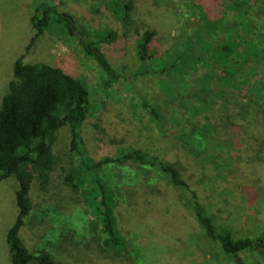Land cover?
Wrapping results in <instances>:
<instances>
[{
  "label": "rangeland",
  "instance_id": "rangeland-1",
  "mask_svg": "<svg viewBox=\"0 0 264 264\" xmlns=\"http://www.w3.org/2000/svg\"><path fill=\"white\" fill-rule=\"evenodd\" d=\"M39 1L0 0V95L11 76L14 59L21 54L25 63L45 62L62 68L89 91L90 109L78 128L79 148L86 162L124 148L157 154L175 165L195 189L218 231L229 232L233 238L248 237L258 244L257 239L264 237V102L263 109L240 107L239 97L223 85L221 71L215 68L211 74L210 67L202 66L203 53L195 49L194 40L189 53L192 63L182 67L183 77L176 78V73L170 77L179 91L173 90L175 101L168 102L164 100L166 91L159 88L156 79L167 76L145 74V59L140 60L136 54V42L145 30L153 32L149 52L158 57L175 46H169L174 37H185L194 25L198 26L195 21L187 27L179 15L188 0H132L126 24L117 14L129 0H63L59 10L72 18V33L52 24L25 51L33 33L30 17ZM198 1L204 6L214 4L208 7L213 18L223 17L227 26L239 28V15L224 11L228 0ZM260 2L264 5V0ZM185 13L192 17L189 8ZM254 17L256 23H264V10ZM110 30L113 38L102 40ZM203 35L211 41L223 38L219 31ZM87 42L95 44L120 72L121 78L112 87L101 85L104 74L94 55L87 51ZM170 56L166 54L167 60ZM261 66L257 65L255 78L263 76ZM206 79L211 81L215 98L205 112L215 114L219 120L224 114L225 124L237 123L243 108L255 114L244 121L247 139L230 151L229 157L216 155L214 162L206 161L199 151L201 146L197 144L196 149L190 141L195 156V162H190L182 150L184 143H177L172 136L180 128L196 132V127L191 125L189 111L177 104L182 99L187 100V107L198 104ZM252 81L253 77H248V82ZM220 84L226 89L222 96L217 95ZM246 84L242 82L243 87L235 94L250 93ZM260 96L264 100V91ZM145 99L155 106L160 120H152L145 111ZM201 113L194 115L198 124L204 121ZM69 142L70 125L65 124L56 131L52 144L57 164L48 185L41 188L35 181L31 185L33 207L19 229L20 239L30 253L45 251L61 264H264L258 245L235 256L225 253L197 222L187 191L163 187L167 182L155 169L135 162L104 165L99 171L108 183L116 228L124 239L123 249H108L102 243L100 218L88 205L82 189L75 190L64 182L66 172L62 169L67 171L71 164L79 163ZM159 181L165 183L161 191ZM91 184L89 180L85 187ZM16 188L14 176L0 180V264H12L5 233L17 213ZM30 264L36 263L32 260Z\"/></svg>",
  "mask_w": 264,
  "mask_h": 264
},
{
  "label": "trees",
  "instance_id": "trees-1",
  "mask_svg": "<svg viewBox=\"0 0 264 264\" xmlns=\"http://www.w3.org/2000/svg\"><path fill=\"white\" fill-rule=\"evenodd\" d=\"M62 3L63 0H40L34 5L33 14L30 17L33 33L25 51L30 48L42 30L52 24H57L72 33L74 29L72 18L59 10ZM132 5V0H129L123 5V10L117 14L124 24L129 21L128 13ZM213 5L204 6L198 0H188L179 15L184 19L187 27L188 24L190 27L193 26L195 21L198 26L194 25L191 33L186 32L185 37H174L169 46H175L166 49L158 57L149 52L153 32L145 30L136 42L138 58L145 59L144 73H165L167 79L159 75L160 77L156 78L157 84L163 92L169 93L168 98L164 93V100L174 102L173 90L179 91V87L172 82L170 77L172 73H176V78L177 76L183 77L182 67L192 63L189 53L192 51L191 41L194 40L195 49L203 53L200 57L202 66L210 67L211 74L212 69L215 68L221 71L223 85L231 88L229 91L233 90L234 97H239L240 107L246 105L251 109H263L264 100L260 92L264 91V23H256L257 19L254 16L264 10V5L260 0H228L224 11L238 14L241 18L236 22V26L240 25L239 28L235 30L224 23L223 17H212L213 11L208 7ZM187 8L191 10V14L193 13L192 17L185 13ZM242 19H244L243 22ZM113 21L109 22L111 28ZM216 31L221 33L222 39L215 38L214 41L204 39V32L209 34ZM111 38H113L112 30L105 33L102 40ZM85 46L87 51L94 55L104 74L101 85L103 88L112 87L121 78L120 72L110 64L95 44L87 42ZM167 53L171 54L170 60L166 58ZM22 59L23 54L14 59L11 76L6 83L5 90L0 95V180L14 176L17 181L15 190L17 213L5 233L12 264H30L32 260L36 264H61L45 251L36 255L30 253L20 239L19 229L33 207L30 196L32 183L35 181L39 187H45L56 168L57 161L52 144L56 131L65 124L70 125L69 143L72 151L79 156V163L71 164L67 171L62 169L66 172L64 182L75 190L82 189L88 205L100 218L102 243L108 249H123L124 239L116 228L114 204L108 183L101 178L99 171L104 165L135 162L155 169L166 180L167 185L162 181L158 182L157 187L159 186L160 191L164 184L163 187L170 189H185L197 222L202 226L206 235L218 241L229 256L254 250L256 245L259 246L257 251L264 256V237L257 239L258 244H256L248 237L233 238L229 232L218 231L212 218L203 210L195 189L182 177L175 165L164 161L157 154L144 152L139 148H124L113 154H104L95 162H86L79 148L78 128L86 119L90 109L87 86L58 66L45 62L25 63ZM159 60L163 61L162 65L156 64ZM258 64H262L260 70L263 76L259 74L255 78ZM248 77H253L252 84L248 82ZM242 82L248 84H246L247 90L250 93L239 96L235 94V91L243 87ZM203 86L204 94L200 97L198 104L187 107L185 99L177 104L178 107H185L189 111L191 125L196 127V132L188 133V127L180 128L172 136L177 143H184L182 150L185 156H189L190 162H195V156L191 153L190 141L196 149L197 144L201 146L202 149L199 151L206 161L214 162L216 155L229 157L233 149L247 139L246 134H243L246 129L244 121H248V118H252L251 116L255 114L243 108L237 116V123H223L224 114L222 117L220 115L219 120L215 114L212 116L208 111L205 112L215 95L210 80H204ZM224 94H226V89L221 85L217 95ZM143 107L152 120H160V113L148 100L145 99ZM199 111H202L204 120L202 124H198L194 117ZM89 180H92V184L90 187H85Z\"/></svg>",
  "mask_w": 264,
  "mask_h": 264
}]
</instances>
